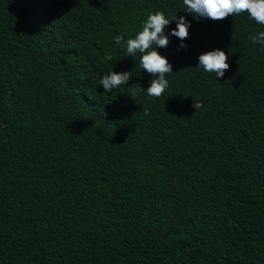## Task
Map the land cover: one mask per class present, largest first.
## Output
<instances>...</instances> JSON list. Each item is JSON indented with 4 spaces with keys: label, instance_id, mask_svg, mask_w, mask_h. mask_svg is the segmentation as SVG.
<instances>
[{
    "label": "trees",
    "instance_id": "1",
    "mask_svg": "<svg viewBox=\"0 0 264 264\" xmlns=\"http://www.w3.org/2000/svg\"><path fill=\"white\" fill-rule=\"evenodd\" d=\"M156 11L189 36L157 49L163 95L131 98L153 77L115 37ZM261 31L183 0H0V264H264ZM217 48L218 80L197 67ZM112 70L132 78L106 93Z\"/></svg>",
    "mask_w": 264,
    "mask_h": 264
},
{
    "label": "clouds",
    "instance_id": "2",
    "mask_svg": "<svg viewBox=\"0 0 264 264\" xmlns=\"http://www.w3.org/2000/svg\"><path fill=\"white\" fill-rule=\"evenodd\" d=\"M187 8V13L192 14L196 19L207 18L214 21L223 20L229 16L247 13L258 24L264 25V0H183ZM176 21V28L170 33H166V27ZM191 22L184 16L177 18L166 17L163 11L150 13L146 21L142 25V30L137 32L134 37L128 38L126 41L123 35L115 37V43L120 44L122 41L126 44V56L135 57L140 53L139 65L150 74L153 79L149 83V87L144 89L139 83L128 87L131 96L135 97L142 92L147 93L149 97L159 98L169 88V81L166 75L173 73V66L169 63L167 57L160 54L158 48L167 47L170 36H175L181 41L189 36L188 29ZM253 44L264 46V31L250 36ZM187 45L183 42L178 46L179 49H186ZM108 59H111L109 56ZM198 68H202L205 72L215 73V77H224L225 72L230 68L227 63L228 55L225 51L217 48L207 51L198 57ZM131 71L116 72L110 71L104 75L98 84L102 85L106 93L112 92L113 89L121 85H128ZM192 107L198 110L202 105L193 101Z\"/></svg>",
    "mask_w": 264,
    "mask_h": 264
}]
</instances>
